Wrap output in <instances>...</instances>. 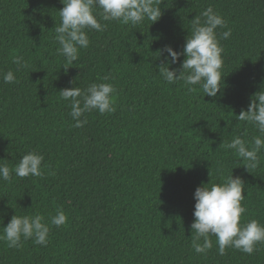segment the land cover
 <instances>
[{
    "label": "trees",
    "instance_id": "1",
    "mask_svg": "<svg viewBox=\"0 0 264 264\" xmlns=\"http://www.w3.org/2000/svg\"><path fill=\"white\" fill-rule=\"evenodd\" d=\"M209 6L227 23L216 30L223 67L215 97L167 83L157 58L165 45L181 51L191 20ZM62 7L0 0V164L12 170L10 182L0 179V235L14 214H40L50 228L47 246L0 240V264H264V243L251 255L227 247L221 256L210 236L212 248L198 254L190 227L196 187L231 171L244 181L240 223L264 225V150L248 172L224 146L240 136L251 147L260 135L236 116L264 91V0H162L160 19L136 26L97 15L105 30H86L90 45L69 67L55 40ZM16 56L28 67L16 71ZM10 70L15 83L3 81ZM93 82L114 85L115 111L85 113L87 123L73 127L59 91ZM29 151L43 155V176L21 179L14 168ZM58 210L67 216L59 227L51 224Z\"/></svg>",
    "mask_w": 264,
    "mask_h": 264
},
{
    "label": "clouds",
    "instance_id": "2",
    "mask_svg": "<svg viewBox=\"0 0 264 264\" xmlns=\"http://www.w3.org/2000/svg\"><path fill=\"white\" fill-rule=\"evenodd\" d=\"M161 2L162 0H61L63 7L59 10L60 24L55 26V40L59 45L57 52L65 57L68 67L72 66L73 62L78 61L80 50L87 49L90 45L86 30L104 31L106 25L100 20L119 21L132 26L148 20L153 24L162 15ZM94 7L102 11L94 14ZM191 25V35H187L181 51L174 50L170 45L158 50L157 58H163V64L158 66L159 73L167 83L183 80L189 92L194 91L191 86L200 85L204 95L215 97L222 88L223 67V47L217 39L216 30L227 28V23L209 6L191 20ZM230 35L231 29H228L221 33V38L228 39ZM180 56L184 59L179 68H170ZM13 63L17 65L16 71L28 67L22 56L14 57ZM16 79L11 70L3 74L5 83H15ZM103 79L107 81L110 77L105 76ZM59 93L63 100L69 102L70 116L75 121L72 126L76 128L87 123L85 113L96 110L103 115L115 111V87L111 83L93 82L84 90L74 86L64 88ZM236 119L252 124L260 134L252 138L251 147L240 136L224 145L235 151L249 172V169L257 167L258 153L264 150V91L253 94L247 110L242 109ZM43 159L42 154L27 152L15 165V175L21 179L43 176ZM0 179L8 182L12 179V170L6 164H0ZM243 192L244 181L240 176H233L232 171L221 183L208 181L196 187L193 194L194 220L190 226L191 232L195 233L192 247L196 253L206 254L212 248L210 236L216 237L221 256L225 254L227 247L251 255L256 251L258 243H264V225L256 220L240 223L241 214L246 211L241 203L245 199ZM66 222L67 216L63 210H58L51 217V224L54 226L59 227ZM49 231L48 224L44 223V217L40 214H14L6 226H3L0 240L6 241L9 248L18 249L22 247V240L33 238L36 244L47 246Z\"/></svg>",
    "mask_w": 264,
    "mask_h": 264
}]
</instances>
